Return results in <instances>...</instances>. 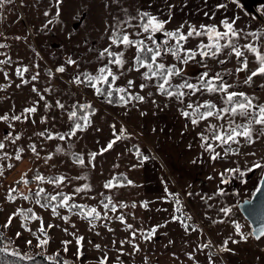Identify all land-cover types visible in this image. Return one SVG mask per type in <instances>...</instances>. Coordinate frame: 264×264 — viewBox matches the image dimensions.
Masks as SVG:
<instances>
[{
  "label": "snow or ice",
  "instance_id": "1",
  "mask_svg": "<svg viewBox=\"0 0 264 264\" xmlns=\"http://www.w3.org/2000/svg\"><path fill=\"white\" fill-rule=\"evenodd\" d=\"M112 2L120 5V0H112ZM14 3L15 0H0V20L5 18L4 10L7 6ZM65 3L66 0H51L50 8L54 9V14L49 10L43 12V16L48 19L42 24L40 31L46 34L51 30L50 26L61 22ZM230 3L238 9L245 7L241 0H230ZM203 4L205 6L203 17L209 21L208 23L197 25L189 19H184L175 28L168 27L173 23L178 11L174 0H162L155 4L149 2L147 8L137 6L134 14L128 8L120 6L119 13L112 18V23H105L106 46L98 51L94 48L88 49L90 52H96L98 66L95 71H90L87 67L82 68V64L86 62L74 58L73 55H68L63 63L55 67L42 68L40 61L43 57L35 48L31 50L36 60L29 64H24L22 60H14L8 52H0V56L4 57L0 59V74L4 81L0 83V91H7L14 85L16 90L28 87L31 94L23 98L22 103L25 106L19 112L16 111V102L12 101L9 110L0 114V123L7 125L6 134L0 138V161L4 162L0 163V178L6 176V171L14 170L16 164L12 161L21 162L26 152H30L36 160H43L44 165L51 168L57 166L54 162L49 163L54 161V157L58 155L66 157L63 161L66 167L81 170L77 175L71 176L66 173L45 175L39 169L35 171L29 169L5 189L3 201L0 202V212L7 211L2 205L14 207L5 221L0 224V264H22L24 261L40 264L36 260L37 256L47 264H112L109 252L113 249L118 253L115 256V264H125L121 257L135 256L144 251L139 241L154 243L159 235L168 237L167 232L160 230L166 229L170 223H177L185 237L193 233L197 234L198 238L203 235V228L191 223L193 216L186 210L180 193L171 191L163 178L161 184L164 195L156 199L160 203L171 204L172 212L169 213L170 219L149 227H144L142 220L140 227L129 223L128 217L136 219L135 214L124 210L139 207L151 211L153 201L142 200L139 204L133 201L129 204L115 198V193L120 189L140 187L126 173L113 174L103 183L102 188L108 194L101 191L95 196L92 195L94 188L90 182V173L97 168L98 157L110 153L122 142L137 139L138 135L143 133L130 132L122 121L117 127L114 119L112 123L107 124L110 135L105 144L101 145L97 140V150L86 153L75 151L76 141L81 139L82 134L89 130L97 133L103 131L94 119L100 109L95 107L92 101L80 99V94L86 95L89 90L100 103L122 109L124 116H128L133 109L138 111L141 117L147 116L148 112L141 110V106H151L154 109L153 115L165 109L171 110V107L175 106L178 116L184 121L180 135L184 136L186 131L195 132V137L199 140L202 151L197 158L192 159L193 165L204 163L205 154L214 170L217 162L235 163L236 167H226L216 172V176L207 177L208 180L219 178L214 193L195 194L209 208L213 207L209 201L230 194L224 186L234 181L247 184L246 177L257 169L264 173V156L255 159L250 166L243 169L237 161L230 159L242 155L256 157L255 151L241 152V148L251 147L264 138V103L260 102V97L255 92L250 94L241 87L243 85L264 91V29L248 31L239 27L240 15L234 13L229 16L227 14L230 11L229 3L224 0H216L212 7H207L208 0H203ZM105 7L108 5L105 4ZM187 7V3L181 0L179 11ZM153 8L156 9L155 13L150 10ZM258 12L264 15V5L258 8ZM73 19L79 22L80 14L77 13ZM74 32L75 29L67 32L68 40L72 39ZM0 37L7 39L3 32H0ZM14 39L26 42L28 37L17 35ZM84 43L87 41L85 40ZM10 48V44L0 42V49ZM130 51L131 56L127 55ZM230 63L232 67H228ZM189 66L203 69L197 72L194 80L186 74L185 69ZM70 68L73 71L65 79ZM6 69H11L12 75ZM42 72L46 80L42 78ZM130 74H135L134 78H129ZM137 80L140 82L137 83ZM55 81H61L67 87V101L59 98L49 99L58 91ZM45 83L47 86H37ZM59 90L61 95L65 94L64 89ZM156 97H161L163 103ZM6 98L11 100L10 96ZM37 122L44 125L43 129L34 131L28 136L30 142L23 144L26 133L17 131V124L36 125ZM60 123L67 125L65 131L56 128ZM197 128L201 130L196 131ZM151 131L155 133L157 128L153 127ZM160 131L163 129L161 128ZM33 137L36 139L34 140ZM46 141L60 143L56 144L54 151L41 156L43 149L38 147V144ZM9 145L13 148V153L7 151ZM187 147L191 149L192 144L189 143ZM125 148L136 161L132 163L131 169L143 168L150 159H155L154 155L145 154L139 144L133 143L128 147L125 143ZM119 166L118 163L113 164V168ZM29 172H33V175L29 176ZM74 182L80 183L74 184ZM33 183L36 184L35 190L31 187ZM19 185H22L24 190H21ZM45 185L51 186L53 191H48ZM69 187L72 188L70 192L64 190ZM186 194L188 197L193 196L191 185L187 186ZM256 194H259L261 203L259 212L252 199L244 200L239 206L245 207L253 218V223H257V227L248 232L243 231L244 226L234 219V207L220 206L218 213L222 214V218L212 219V224L230 223L234 229L233 234L214 249L210 239L196 244L192 251L184 253L187 260L192 264H200L196 253L209 250L205 253L206 264H219L217 258L222 257V254L235 255V250L229 247V243L238 245L242 242L247 243L250 239L264 242L262 241L264 174L260 176L253 196L255 197ZM231 195L238 196L239 193L233 192ZM78 198L95 200L96 204L77 202ZM20 201L30 206L24 207L19 203ZM35 207L48 211L52 220L59 219L66 226L46 222L43 215L37 213ZM155 211L168 213L169 210L157 208ZM73 217L86 222L87 230L96 236L101 235L97 231L98 225L114 235L116 229L111 225L115 222L121 225V230L127 235L119 241L113 239L111 246H102L78 234L79 229L72 222ZM205 218L211 219L207 213ZM17 220L20 230L11 236L6 235L5 233L11 231L14 221ZM37 222L38 226L33 227ZM68 226L73 231H69ZM56 228H60L71 239L61 240L60 249L52 254H46L53 242L51 232ZM24 233L30 238L24 239ZM181 239L188 245L184 237ZM20 241H23L26 249L36 250L35 254L22 252ZM175 243L171 237H168L164 247H174ZM117 244L119 247H116ZM126 245L131 248L130 252L126 251ZM70 246L75 248V252L71 253L72 258H63L62 253L65 255L70 253ZM89 246L102 255L90 261L87 256ZM172 257L175 262L183 264L175 252L172 253ZM143 260L144 264H149L147 255Z\"/></svg>",
  "mask_w": 264,
  "mask_h": 264
},
{
  "label": "rangeland",
  "instance_id": "2",
  "mask_svg": "<svg viewBox=\"0 0 264 264\" xmlns=\"http://www.w3.org/2000/svg\"><path fill=\"white\" fill-rule=\"evenodd\" d=\"M149 2L155 4L157 2H162V0H120L119 6L114 4L112 0H66L65 6L62 9L61 22L50 26L51 30L47 31L45 34V32L40 31V29L42 24L48 19L43 16V12L49 10L54 14V9L50 8L51 0H15L13 5L7 6V9L4 10L5 18L0 20V32H3L7 37L6 40L0 37V42L10 44L11 48L0 49V52H8L14 60H22L24 64H29L31 61L36 60L31 50L35 48L43 57V60L40 61L42 68L55 67L63 63L68 55H73L74 58L86 62L82 64V68L87 67L88 70L95 71L98 66L96 52H90L88 49L94 48L98 51L106 46L107 34L104 31L105 23H112V18L119 13L120 6L128 8L129 11L134 14L137 6L147 8ZM174 2L177 4L178 11L173 23L168 25L169 28L177 27L184 19H189L192 23L197 25L199 23L209 22L203 17V10L205 8L203 0H184L188 7L183 9V11H179L181 0H174ZM215 2L216 0H208L207 7H212ZM224 2L229 3L230 11L227 13L229 16H232L234 13L240 15L241 19L238 21L239 27L245 28L248 31L264 29V15L258 12V8L264 5V0H241V3L245 6L244 9L236 8L235 5L230 3V0H224ZM105 4H107L108 7H105ZM150 10L154 13L156 11L155 8ZM213 10L215 9L213 8ZM77 13L80 14L79 22L73 19ZM189 13L191 14L189 15ZM72 29H75V32L73 33L72 39L68 40L67 32ZM17 35L27 36L28 40L26 42L23 40L16 41L14 37ZM85 40L87 43H84ZM29 45H31V47H29ZM127 55L131 56L132 52L130 51ZM3 58L4 57L0 56V59ZM169 62H171L170 58ZM232 66L231 63L228 65V67ZM254 66L255 65H253V67ZM6 70L12 75L11 69ZM202 70L201 68L191 66L185 69L187 76L191 77L193 80L197 72ZM72 71L73 70L70 68L65 75V79H67ZM41 75L42 78L46 80L43 72ZM134 76L135 74H130L129 78H134ZM13 79H15L14 76ZM2 82H4L3 76L0 74V83ZM139 82L140 81L137 80V83ZM54 83L58 85V91L53 96H50L49 99L54 100L59 98L62 101H67V87L61 81H55ZM37 86L44 87L47 85L45 83L38 84ZM241 87L250 94L255 92V94L260 97V102L264 103V91L247 88L243 85H241ZM61 88L64 89L65 92L63 95L60 94L59 89ZM152 90L154 91V89ZM30 95L28 87L16 90L14 85L7 91H0V98H4L0 99V114L9 110L12 101L16 102V111L19 112L21 108L25 106L22 103L23 98L29 97ZM8 96L11 97V100L6 98ZM32 98H34V96H32ZM80 99L90 100L95 107L100 109V112L94 119L96 123L102 127L103 131L97 133L89 130L87 133L82 134L81 139L76 141L75 151L86 153L88 151L97 150V140L100 141L101 145L105 144L110 135L107 124L112 123L114 119L117 122V127H119V123L122 121L130 132L137 134L143 133V135H138L137 139L130 142H122L110 153L98 157L97 168L90 173V182L94 188L92 195L95 196L101 191L108 194L106 190L102 188L103 183L107 179H110L113 174L126 173L127 176L137 185H140V187L120 189L115 193V198L129 204L133 201L137 202V204L142 200L153 201L154 203L151 204V211H145L139 207L136 209L124 210L125 212H133L135 214L136 219H133L131 216L128 217L129 223H133L136 227H140V221L142 220L144 222V227H149L157 223H162L165 219H170L169 213L172 212V205L160 203L156 199L164 195L163 185L161 184V179L163 178L167 181L171 191L180 193V198L185 203L186 210L193 216V221L191 223L197 224L203 228V235L199 238L195 233L189 237H185L183 230L177 223H170L166 229H161L160 232L168 233V237H171L176 242L174 247H164L168 242V237L163 235H159L157 241L154 243L139 241L144 251L137 253L135 256L121 257V259L125 261V264H144L143 257L145 255L148 256L149 264H179V262H175L172 257L173 252L179 256L180 262H183V264H192L191 261L187 260L184 254L186 251H192V248L195 247L196 244L207 242L209 239L212 241L214 249L215 246L220 245L225 238L232 235L234 232L230 223L212 224V219L222 218V214L218 213V208L220 206H233L235 211L234 219L238 220L244 226L243 231L248 232L252 229L249 220L240 211L238 201L243 197H248L253 194L257 182L262 175L261 170L257 169L253 173H249L246 177L248 181L247 184L234 181L224 186L230 194L227 197H219L214 201H209L210 204H213V207L209 208L200 197L195 194L211 195L214 193L219 183V178L216 177L214 180H208L207 177L209 175L216 176V172L226 167H236V164L217 162L214 170L213 165L208 162L207 154H205L204 163L193 165L191 163L192 159L197 158L198 154L202 151L199 147V140L195 137V132L186 131L184 136L180 135L184 121L178 116L175 106H172L171 110L165 109L163 112H157L156 115H153L154 109L151 108V106H141V110L148 112L147 116L141 117L139 112L135 109L131 110L128 116H124L122 109L100 103V101L92 95L90 90L87 91L86 95L81 93ZM156 99L163 103L161 97H156ZM101 117H104V119H101ZM38 119L37 117V121ZM6 127V124L0 123V138L6 134ZM43 127L44 125H40L39 122H37L36 125L17 124L16 130L26 133L22 143L27 144L30 142L28 136H31L34 131L42 130ZM49 127H51V125H49ZM153 127L157 128V132L153 133L151 131ZM56 128L60 131H65L67 125L60 123L56 125ZM161 128L163 131H160ZM200 130V128L196 129V131ZM33 139L35 140L36 137H33ZM57 143L60 142L46 141L43 144H38V147L43 149L41 156L54 151ZM125 143H127L128 147H131L133 143L139 144L145 154L154 155L155 159H150L143 168L131 169L132 163L136 161L134 157L126 151ZM189 143L192 144L191 149L187 147ZM7 151L13 153V148L9 145ZM252 151L257 153L256 157L242 155L230 157V159L237 161L242 169L250 166L255 159L264 156V138H261L257 144L251 147L245 146L241 148V152ZM121 153H123V155H118ZM65 159L66 157H61L59 155L54 157V161L49 163L51 164L54 162L57 165L55 168L44 165L43 160H36L31 156L30 152L25 153L21 162L12 161L16 164L14 170L6 171V176L0 178V202L3 201L5 189L19 179L22 173L29 169H33V171L39 169V171L45 175H58L61 173H66L71 176L77 175L81 170L78 168L71 169L66 167L63 163ZM0 163L4 162L0 161ZM114 163H118L120 165L119 168H113ZM28 174L32 176L33 172H29ZM76 183L80 182H74V184ZM188 185H191L192 197H188L186 194ZM18 187L24 190L22 185ZM31 187H36V184L33 183ZM45 187L48 191H53L51 186L45 185ZM64 190L70 192L72 188L69 187ZM233 192H238L239 195H231ZM77 202L92 205L96 204L95 200H80L79 198ZM19 203L23 206H30L24 201H20ZM2 206L6 207L7 211L0 212V224L5 221L6 216L14 207L12 205ZM157 208H167L169 211L168 213L162 211L157 212L155 211ZM35 210L37 213L43 215L46 222L60 224L62 227L66 226L63 225L59 219L52 220L48 211H43L39 207H35ZM205 213H207V216L211 217V219H206ZM72 222H74L77 229H79L78 234H82L85 236L86 240H92L94 243L101 244L102 246H111L113 239L119 241L124 239L127 235V233L121 230V225L118 222L111 225V227L116 229L114 235L98 225L97 231L101 233L100 236H96L94 233L89 232L87 230V223L80 221L77 217H73ZM37 226L38 222L33 225V227ZM68 227L69 231H73L70 226ZM18 230L20 229L19 221L17 220L14 221L11 231L5 234L11 236ZM51 235L53 237V242L47 250V253L50 254L61 248V240L71 239V237L64 234L60 228L54 229ZM182 237L188 241V245L184 243V240L181 239ZM28 238H30L28 234L24 233V239ZM262 241H264V238H262ZM19 244L20 248L23 250L35 251L33 249H26L23 241H20ZM116 247H119V244H117ZM229 247L235 250V255L224 253L222 257L217 258L219 263L224 261L227 264H264V251H261V249H264V242L250 239L247 243L242 242L238 245L229 243ZM125 249L126 251H131V248L127 245ZM207 251L209 250H204V252L198 251L196 253V258L200 264H206L205 253ZM74 252L75 248L70 246V253L67 255L62 254L68 259H71V253ZM117 254L115 249L109 252V256L112 258V264H115V256ZM101 255V252H97L89 246L87 256L90 261H94V258ZM257 257H259V259H257Z\"/></svg>",
  "mask_w": 264,
  "mask_h": 264
},
{
  "label": "water",
  "instance_id": "3",
  "mask_svg": "<svg viewBox=\"0 0 264 264\" xmlns=\"http://www.w3.org/2000/svg\"><path fill=\"white\" fill-rule=\"evenodd\" d=\"M264 174V173H262ZM248 199H252L253 200V204L256 206L257 211L259 212L260 208H261V203H260V199H259V194H256V196L254 197L253 194L251 196L248 197H243L241 199H239L238 201V207L240 209V211L244 214V216L249 220L251 227L255 228L257 227V223H253V218L250 216L249 212L245 210V207H240L239 205L243 204L244 200H248Z\"/></svg>",
  "mask_w": 264,
  "mask_h": 264
},
{
  "label": "trees",
  "instance_id": "4",
  "mask_svg": "<svg viewBox=\"0 0 264 264\" xmlns=\"http://www.w3.org/2000/svg\"><path fill=\"white\" fill-rule=\"evenodd\" d=\"M33 188V190H35L36 189V187H32ZM24 207H28V206H24ZM21 249V248H20ZM21 251L23 252V251H28L30 254H35V251H32V250H23V249H21ZM46 254H50V253H46ZM52 254V253H51ZM62 256H63V258H66V259H68L65 255H63L62 254ZM9 259H11V258H9ZM36 260L37 261H39L40 262V264H47V262L46 261H43L42 260V258L40 257V256H37L36 257ZM22 264H32V262H30V261H24V262H22ZM219 264H227L226 262H220Z\"/></svg>",
  "mask_w": 264,
  "mask_h": 264
}]
</instances>
